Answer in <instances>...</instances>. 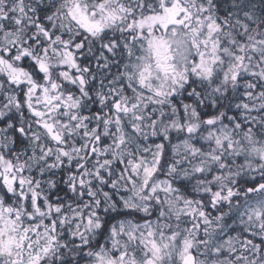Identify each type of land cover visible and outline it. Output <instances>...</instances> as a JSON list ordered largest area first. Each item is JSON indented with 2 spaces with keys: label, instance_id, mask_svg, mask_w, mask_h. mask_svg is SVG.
Wrapping results in <instances>:
<instances>
[{
  "label": "snow or ice",
  "instance_id": "snow-or-ice-1",
  "mask_svg": "<svg viewBox=\"0 0 264 264\" xmlns=\"http://www.w3.org/2000/svg\"><path fill=\"white\" fill-rule=\"evenodd\" d=\"M0 264H264V0H0Z\"/></svg>",
  "mask_w": 264,
  "mask_h": 264
}]
</instances>
